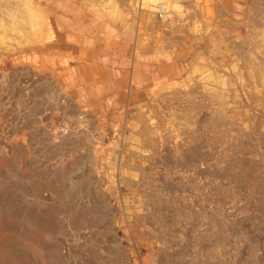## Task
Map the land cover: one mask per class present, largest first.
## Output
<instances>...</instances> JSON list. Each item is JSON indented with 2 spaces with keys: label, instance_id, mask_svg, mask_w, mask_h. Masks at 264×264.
Instances as JSON below:
<instances>
[{
  "label": "rangeland",
  "instance_id": "rangeland-1",
  "mask_svg": "<svg viewBox=\"0 0 264 264\" xmlns=\"http://www.w3.org/2000/svg\"><path fill=\"white\" fill-rule=\"evenodd\" d=\"M10 1L0 264H264V0Z\"/></svg>",
  "mask_w": 264,
  "mask_h": 264
},
{
  "label": "bare ground",
  "instance_id": "bare-ground-1",
  "mask_svg": "<svg viewBox=\"0 0 264 264\" xmlns=\"http://www.w3.org/2000/svg\"><path fill=\"white\" fill-rule=\"evenodd\" d=\"M7 1H8V0H7ZM11 1H13V0H11ZM11 1H10V2H11ZM5 3H6V2H5ZM17 3H18V2H17ZM20 3H21V1H19V5L22 4V3H21V4H20ZM24 3H25V2H23V4H24ZM138 5H139V4H138ZM11 6H12V5H11ZM22 6H23V5H22ZM24 6H25V5H24ZM5 7H6V10H5V9H4V10L7 11V14L9 15V16L7 15V17H9L8 19H10L11 16L15 17L16 13H15L14 15H13V13L16 12V11L14 10L16 6L14 7V9H11L12 7L9 8L8 6H5ZM18 7H19V6H17V8H18ZM26 7H27V3H26ZM28 7H29V6H28ZM19 8H20V7H19ZM35 8H36V7H35ZM158 8H159L162 12L164 11V7H163V5H159V4H158ZM166 8H167V7H166ZM20 9H21V8H20ZM21 10H23V9H21ZM21 10H20V11H21ZM24 10H26V9H24ZM24 10H23V11H24ZM17 11H18V9H17ZM41 11H42V10H41ZM132 11H133V10H132ZM17 13H18V12H17ZM21 13H22V12H21ZM21 13H18V14L21 15ZM23 13H24V12H23ZM26 13H27L26 15H25V13H24V15L22 14V15H23V18H22V19H18L19 22L17 21V19H15V20L17 21V24H18V25L21 24V26H22V23H23V21H24L23 19H25V20L27 21L26 23H28V24L30 23L31 25H32V24L34 25V24H36V23L39 24V22L41 21V19H43V18H42V15H41V13H40V11L37 10V9H32V8L29 9V8H28V9L26 10ZM135 13H136V12H135ZM140 14H141V13H140ZM157 15H158V14H157ZM13 17H12V18H13ZM17 17H18V16H16V18H17ZM13 20H14V19H13ZM22 20H23V21H22ZM14 22H15V21H14ZM41 22H43V21H41ZM13 24H14V23H13ZM17 24H16V26H17ZM25 25H26V24H25ZM33 25H32V26H33ZM29 26H30V25H29ZM22 29H23V28H22ZM46 35H47V34H46ZM166 37H167V36H166ZM169 39H171V42H177L176 40L179 41L178 37H174V36H170ZM175 39H176V40H175ZM169 41H170V40H169ZM259 42H260V41H259ZM259 42H257V43H259ZM177 45H178V44H177ZM197 62H198V61H197ZM218 67H219V66H218ZM231 85H232V84H231ZM169 91H170V90H169ZM223 96H224V95H223ZM217 99H218V98H217ZM222 102H223V101H222ZM183 113H184V112H183ZM171 115H172V114H171ZM222 116H223V115H222ZM187 118H188V117H187ZM138 121H139V120H138ZM215 121H216V120H215ZM215 124H216V123H215ZM217 127H218V126H217Z\"/></svg>",
  "mask_w": 264,
  "mask_h": 264
},
{
  "label": "crops",
  "instance_id": "crops-1",
  "mask_svg": "<svg viewBox=\"0 0 264 264\" xmlns=\"http://www.w3.org/2000/svg\"><path fill=\"white\" fill-rule=\"evenodd\" d=\"M247 1H249V0H247ZM254 7V4L253 3H251V5H250V7ZM255 8V7H254ZM81 17L82 16H80V15H77L75 18H76V20L77 21H81ZM58 18V17H57ZM75 23H76V21H75ZM75 23H73V24H75ZM168 39H169V36H168ZM178 41V40H177ZM180 41V40H179ZM259 44L260 43H255V45L259 48ZM112 50V52L114 53V54H116L117 52H118V46H114V48L113 49H110L109 48V46H103V47H97V48H95L94 50H92V51H89L88 53H89V55H92V54H100V53H103V52H105V51H107V50ZM82 54H84V51L83 50H81L80 51ZM139 77V76H138Z\"/></svg>",
  "mask_w": 264,
  "mask_h": 264
}]
</instances>
